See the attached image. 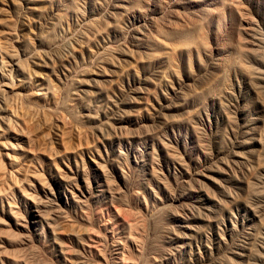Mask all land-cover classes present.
Here are the masks:
<instances>
[{
    "label": "rangeland",
    "instance_id": "rangeland-1",
    "mask_svg": "<svg viewBox=\"0 0 264 264\" xmlns=\"http://www.w3.org/2000/svg\"><path fill=\"white\" fill-rule=\"evenodd\" d=\"M0 177V264H264V0H0Z\"/></svg>",
    "mask_w": 264,
    "mask_h": 264
},
{
    "label": "bare ground",
    "instance_id": "bare-ground-1",
    "mask_svg": "<svg viewBox=\"0 0 264 264\" xmlns=\"http://www.w3.org/2000/svg\"><path fill=\"white\" fill-rule=\"evenodd\" d=\"M6 124V122H4ZM2 171V170H1ZM1 178V177H0ZM136 227V226H135ZM133 228V227H132Z\"/></svg>",
    "mask_w": 264,
    "mask_h": 264
}]
</instances>
